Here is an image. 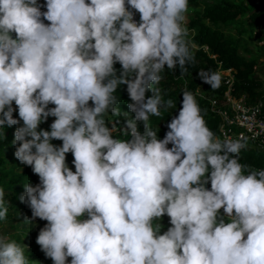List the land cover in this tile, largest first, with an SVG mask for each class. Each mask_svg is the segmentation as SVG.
<instances>
[{
    "label": "clouds",
    "instance_id": "obj_1",
    "mask_svg": "<svg viewBox=\"0 0 264 264\" xmlns=\"http://www.w3.org/2000/svg\"><path fill=\"white\" fill-rule=\"evenodd\" d=\"M188 12L189 0H0V137L15 127L14 157L38 177L18 197L21 224L46 222L36 243L53 264H264L249 138L214 132L187 81L178 106L160 87L196 63ZM198 76L222 86L218 70ZM5 197L0 186V222ZM26 251L0 229V264H34Z\"/></svg>",
    "mask_w": 264,
    "mask_h": 264
},
{
    "label": "trees",
    "instance_id": "obj_2",
    "mask_svg": "<svg viewBox=\"0 0 264 264\" xmlns=\"http://www.w3.org/2000/svg\"><path fill=\"white\" fill-rule=\"evenodd\" d=\"M252 7V9L248 8L246 10V8L237 5L235 0H189V12L186 24L190 31L189 39L192 42V51L196 63L189 68L188 73L183 77H181L179 71L170 72L166 69L164 73L165 78L160 85L162 91L167 92L164 99L172 98L177 102L178 106L181 89L185 81H187V89L196 94V99L205 115L208 126L217 134L220 119L215 112L210 111L209 101L217 100L218 102H222L225 87L222 82V86L218 90L213 91L207 84L201 83L198 73L201 70L209 69L217 71L219 64L224 70L232 69L235 72L233 96L236 98L245 96L249 104H253L259 99L264 87L254 70L256 61L247 60L241 55L240 50L242 46L240 37L243 34L248 33L250 36H253L254 32L260 34L264 32V4H256ZM233 23H238V26H235L234 29L237 30L239 36L228 38V32H224L223 28H228ZM204 48H207V52H205ZM211 56H215V60ZM117 95L120 97L119 106L121 110H127L126 93L123 91L120 93L118 90ZM167 115L165 113L164 119H168ZM109 119L114 118L110 116ZM160 122V120L153 118V126H157ZM14 128L5 130L6 135ZM116 129L120 131L119 125ZM165 130L162 123L159 133L161 138ZM7 145V140L0 137V186H3L4 189H12L14 186L24 183L21 182V177L29 179V175L32 177L33 174L31 169H28L26 174L23 175H16L13 172L15 167L10 165L3 155V151L7 148ZM242 154V163L249 164L255 168L264 167V153L253 154L249 152L243 156ZM15 176H18L19 181L15 179ZM43 257L44 254L42 253L29 255V259L34 264H50L49 260H44Z\"/></svg>",
    "mask_w": 264,
    "mask_h": 264
},
{
    "label": "rangeland",
    "instance_id": "obj_3",
    "mask_svg": "<svg viewBox=\"0 0 264 264\" xmlns=\"http://www.w3.org/2000/svg\"><path fill=\"white\" fill-rule=\"evenodd\" d=\"M237 5L240 7L246 8V10L252 9L254 5L256 4H264V0H235ZM241 4V5H240ZM246 6V7H245ZM188 16V15H187ZM235 26H238V23H233L228 26V28H223L224 32H228V38H236L239 35L237 34V30L234 29ZM240 26V25H239ZM216 28V27H215ZM213 28V29H215ZM242 46L240 47L241 55H243L247 60H255L256 61V67H255V73L257 74L258 78L262 81L263 87H264V45H257L256 40L253 38V36H250L248 33L243 34L241 37ZM51 122V119L49 123ZM44 127H47V125H44ZM14 133V132H13ZM12 133V135H13ZM114 135L120 136V131L116 129ZM14 137H9V141L13 140ZM7 140V139H6ZM59 143V142H58ZM252 152L253 154L259 153L256 149H246L243 153H249ZM4 158L7 162H13V166L15 167L13 169V172L16 173V175H23L26 174L28 171V167H25L19 163V161L16 160L14 157V153L10 152L8 149L3 151ZM12 167V166H11ZM22 170H21V169ZM15 179L19 181L18 176H15ZM21 182H24V177L20 178ZM31 182L33 184L38 182V177L33 175L31 178ZM25 184V183H23ZM23 184H18L14 186L12 189L9 188L5 190L6 192V199L8 197H11V200H9L10 204L9 208H16V211L18 212L17 218L14 222H9L5 225L4 223L0 225V229L3 230V232L9 234L11 238H14L19 243H23L28 246V252L26 251L27 255L30 254H37L42 253L44 254L40 246L36 243L37 234H34L33 228L31 230L30 226L27 224H21L24 217H30L31 211L27 206H23V203L20 202L18 197L24 192ZM9 190V191H8ZM30 213V214H29ZM36 222L41 223L43 225V221H40L39 219L36 220ZM45 222V221H44ZM39 223L37 225H39ZM46 223V222H45ZM164 223L167 224V217L164 218ZM40 226V225H39ZM38 228V227H36ZM30 231V232H26ZM39 233V232H38ZM44 260H49V263L52 264V260L50 258H46L45 254L43 257Z\"/></svg>",
    "mask_w": 264,
    "mask_h": 264
},
{
    "label": "built area",
    "instance_id": "obj_4",
    "mask_svg": "<svg viewBox=\"0 0 264 264\" xmlns=\"http://www.w3.org/2000/svg\"><path fill=\"white\" fill-rule=\"evenodd\" d=\"M253 37L257 45H264V32L261 34L254 32ZM204 50L207 52V48ZM211 58L215 60V56ZM217 70L222 73L225 87L223 101H209V109L220 119L218 134L227 133L235 137L244 133L249 138L247 149H256L264 153V90L256 102L249 104L245 96L239 98L233 96L235 72L232 69H222L220 64ZM256 133L258 135L253 138Z\"/></svg>",
    "mask_w": 264,
    "mask_h": 264
},
{
    "label": "crops",
    "instance_id": "obj_5",
    "mask_svg": "<svg viewBox=\"0 0 264 264\" xmlns=\"http://www.w3.org/2000/svg\"><path fill=\"white\" fill-rule=\"evenodd\" d=\"M15 131V128L8 134V135H6L7 136V142H8V145H7V148H6V150L8 149L10 152H12V153H14V151H15V148L11 145V142L9 141L10 139H9V137H13V135H12V133ZM12 141V140H11ZM69 159H71V157H69ZM10 163V165H12L13 166V162H9ZM28 169H31V168H29L28 167ZM16 174V173H15ZM31 176L29 175V179H24V183H28L29 181H31ZM5 190H7V189H5ZM9 191V190H8ZM8 199H10L11 200V197H8ZM11 205V204H10ZM23 206H26L25 204H23ZM17 208V207H16ZM16 208H9V213H8V219L6 220V221H3V222H1L0 223V225L1 224H3L4 223V227H5V225L8 223V221L9 222H14L17 218H15L16 216H17V214H18V212L16 211ZM30 214V213H29ZM7 222V223H6ZM39 222H35V224H36V226L33 228V231H34V234L36 235H38V232H39V230H40V228H42L43 226H44V224H45V222L43 221V225H41V223H39V225H37ZM36 227H38V228H36ZM26 232H30V231H26Z\"/></svg>",
    "mask_w": 264,
    "mask_h": 264
}]
</instances>
